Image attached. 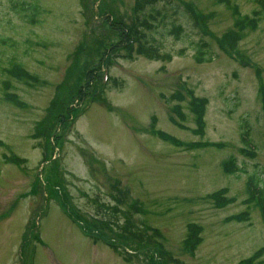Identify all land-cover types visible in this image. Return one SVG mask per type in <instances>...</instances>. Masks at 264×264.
I'll return each instance as SVG.
<instances>
[{
	"label": "rangeland",
	"instance_id": "rangeland-1",
	"mask_svg": "<svg viewBox=\"0 0 264 264\" xmlns=\"http://www.w3.org/2000/svg\"><path fill=\"white\" fill-rule=\"evenodd\" d=\"M22 1L37 5L35 21L0 0V38L10 39L0 43V264H148L143 254L127 263L109 237L92 235L88 218L121 197L181 264H238L264 249L261 212L245 203L251 175L264 185V19L232 54L219 45L233 15L215 0ZM185 3L207 16L205 31L178 15ZM238 4L242 14L255 8ZM112 11L126 26L148 23L137 27L155 56L133 51L135 41L130 55L112 51L121 41ZM170 20L183 24L181 39ZM195 43L206 44L203 62ZM12 64L36 81L3 73ZM191 95L205 102L199 117ZM222 190L227 204L217 206ZM245 211L247 221L228 220ZM193 224L201 242L189 250Z\"/></svg>",
	"mask_w": 264,
	"mask_h": 264
},
{
	"label": "trees",
	"instance_id": "trees-1",
	"mask_svg": "<svg viewBox=\"0 0 264 264\" xmlns=\"http://www.w3.org/2000/svg\"><path fill=\"white\" fill-rule=\"evenodd\" d=\"M153 0H151L152 2ZM239 0H215V2L219 5H224L228 10H231L233 15V28L228 34L223 37L221 40L220 45H224L228 48H231V51L235 52V48L238 46L241 38L245 35L246 31L248 30H255L259 22L264 19V0H244L246 3L252 4L255 8L252 11V14H242L239 9ZM145 2L136 3V6L134 9L135 14H137L138 10H142L145 6ZM13 11L16 12L18 15L22 12H26V16L24 17L25 20L27 19L28 22L35 21L34 18L37 16L38 13V7L34 4L25 5L23 1L15 0ZM138 9V10H137ZM150 13H152V8L150 9ZM108 21L109 24L116 29V32H118L117 36L121 38V41L119 44H116V46L112 49V51L123 49L127 52L128 55L131 54L133 50L134 41L137 42V48L133 51L138 52L140 54L149 55L151 58L155 56V52L153 51L152 47L149 46V40L147 39L146 33H144V28L140 29L137 27L138 23L139 26L144 23L145 25L150 28L148 23L144 19H139L141 21L137 20L136 23L129 24L126 26L125 21L122 18H118L116 14L112 11L111 13H108ZM178 15L185 20L188 19L191 22V28L194 29V27H202L204 31L206 30V19L203 14H201L200 10H196L195 7L191 6L189 3H185V10L182 9V11L178 10ZM171 26L170 33L175 38H182L183 34V24L182 23H175L174 21H169ZM5 39V40H3ZM7 41L10 42V39L8 38H0V43L4 45H8ZM195 60L197 62H203L205 61V56L207 55V52L203 50L205 48L206 44H200L195 43ZM114 50V51H115ZM106 55L103 54V56ZM147 55V56H148ZM165 57L168 59L170 56L165 55ZM7 72L9 76H12L13 78H16L18 80H22L24 82H31L30 80L36 81V78L29 75L20 64H12L10 68H5L2 70ZM29 75V76H28ZM30 79V80H27ZM9 84H4V90H8ZM3 96L2 99L17 104V97L12 92H2ZM191 108L193 112L200 116V113L203 111L202 107L204 105V100L199 98H193L191 101ZM201 123V121H199ZM202 124V123H201ZM202 126V125H201ZM53 137V135H52ZM247 144V142H246ZM2 142H0V146H2ZM243 153L247 155H253L249 151L243 150ZM224 167L227 170H232V168L235 169L232 163V159H228L224 162ZM233 171V170H232ZM231 171V172H232ZM259 176L251 175L249 178L248 186H247V200L245 203L247 205L255 206L259 208L263 223H264V185L261 179L258 178ZM225 190H222L221 192H216L212 195L214 199V203L217 206H221L218 203L222 205L227 204V200L223 197V194ZM124 198L116 199L115 204L112 206H103L102 208L99 207L100 213L105 212V214H98L97 216H90L88 218V223L90 224L92 230H95L94 234L92 235H99L102 238L109 237L112 238L115 241H110L109 238L102 239L104 244H106L109 248H111L115 253H117L124 261L127 263L132 262V259L135 257L139 259V257L143 254V259L148 264H157L154 259L157 256L160 258L159 264H181L178 260L172 259L171 255L167 252H162V244L159 241L160 232L158 229L153 228L149 225H144L143 227H137L135 225V222L132 220V216L129 213V210L127 212H123L120 208V205L123 204ZM128 209L130 211H137L139 210V206L136 204V202H132L127 205ZM102 211V212H101ZM248 212L245 211L241 214H237L234 216H231L228 218L229 221L237 220V221H247L248 220ZM120 215V216H119ZM120 217L123 218V221L120 220ZM109 236H105V235ZM108 239V240H106ZM185 245L189 250H192L198 243L201 242L200 238V228L196 225H190L188 227V235L185 238ZM126 246H130V248H127ZM262 255H264V249L257 250L250 258L240 261L238 264H263L264 261L261 260ZM259 261H257V259ZM165 260V263H163V260ZM144 261V262H145Z\"/></svg>",
	"mask_w": 264,
	"mask_h": 264
}]
</instances>
